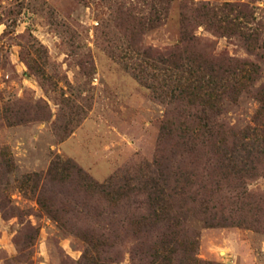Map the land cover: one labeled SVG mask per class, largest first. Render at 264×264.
<instances>
[{
	"label": "rangeland",
	"instance_id": "rangeland-1",
	"mask_svg": "<svg viewBox=\"0 0 264 264\" xmlns=\"http://www.w3.org/2000/svg\"><path fill=\"white\" fill-rule=\"evenodd\" d=\"M0 264H264V0H0Z\"/></svg>",
	"mask_w": 264,
	"mask_h": 264
}]
</instances>
